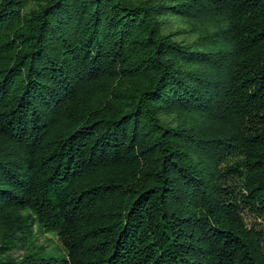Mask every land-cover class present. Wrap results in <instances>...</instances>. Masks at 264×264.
I'll return each instance as SVG.
<instances>
[{
  "label": "trees",
  "instance_id": "obj_1",
  "mask_svg": "<svg viewBox=\"0 0 264 264\" xmlns=\"http://www.w3.org/2000/svg\"><path fill=\"white\" fill-rule=\"evenodd\" d=\"M244 207L264 0H0V264H264Z\"/></svg>",
  "mask_w": 264,
  "mask_h": 264
},
{
  "label": "rangeland",
  "instance_id": "obj_2",
  "mask_svg": "<svg viewBox=\"0 0 264 264\" xmlns=\"http://www.w3.org/2000/svg\"><path fill=\"white\" fill-rule=\"evenodd\" d=\"M242 213L248 225H255L257 228L264 229V214H259L253 210H250L249 207H244ZM35 228L38 233V243L40 245H43L49 252L59 249L60 241L55 233L49 232L39 225H37Z\"/></svg>",
  "mask_w": 264,
  "mask_h": 264
}]
</instances>
